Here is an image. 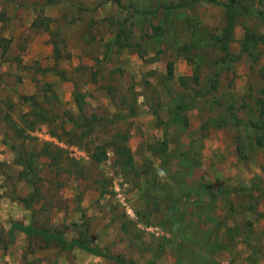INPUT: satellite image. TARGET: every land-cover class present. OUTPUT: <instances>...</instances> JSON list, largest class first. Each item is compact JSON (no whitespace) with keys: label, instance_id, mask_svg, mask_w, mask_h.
I'll use <instances>...</instances> for the list:
<instances>
[{"label":"rangeland","instance_id":"rangeland-1","mask_svg":"<svg viewBox=\"0 0 264 264\" xmlns=\"http://www.w3.org/2000/svg\"><path fill=\"white\" fill-rule=\"evenodd\" d=\"M179 1L0 0V264H264V0Z\"/></svg>","mask_w":264,"mask_h":264},{"label":"trees","instance_id":"trees-1","mask_svg":"<svg viewBox=\"0 0 264 264\" xmlns=\"http://www.w3.org/2000/svg\"><path fill=\"white\" fill-rule=\"evenodd\" d=\"M197 0H180L178 3L168 6H161L159 8L165 9V10H172V9H181V8H187L191 6L192 4H195ZM156 11V9H155ZM167 71L169 75H172L173 69H172V63L169 62L167 64ZM120 118H124V116H121ZM55 135V133H52ZM23 136V133H21ZM56 136V135H55ZM115 151H121L124 154H129V149L122 146L119 149H116ZM48 152L44 151L43 155L47 156ZM42 155V156H43ZM41 157V156H39ZM53 158V157H52ZM93 158H95L96 162H102L106 159V152L105 150L96 151L94 153ZM31 159V157H30ZM33 161L36 160L35 156L32 157ZM29 161L26 164H24V169L22 173H20V176L23 179H26L29 184H34L33 180H35L38 173V165L37 163H34L33 161ZM29 160V159H28ZM14 231H21L24 234L30 236V235H41L47 242L55 241L57 245L62 250H71L74 248L81 249L91 255L103 257L105 259H111L115 261L117 264H129L126 263L121 257L119 256H111L107 254V252L97 246H89L88 243L85 240H74L72 242H68L65 240L64 236L60 232H49L47 230L43 229H34L31 225H29L27 228L23 227L20 223H11L10 229H9V235H12Z\"/></svg>","mask_w":264,"mask_h":264},{"label":"crops","instance_id":"crops-1","mask_svg":"<svg viewBox=\"0 0 264 264\" xmlns=\"http://www.w3.org/2000/svg\"><path fill=\"white\" fill-rule=\"evenodd\" d=\"M50 138H52V137H50ZM55 140L57 141L58 139L55 137ZM60 142V141H59ZM59 144H61V145H63V143L62 142H60ZM64 146V145H63ZM13 223H20V222H13ZM20 224H22L23 225V227H25V228H27L29 225H27V224H23V223H20ZM9 229H10V227H9ZM9 229H8V232H9ZM34 229H36V228H34ZM37 229H40V228H37ZM15 232V231H14ZM18 233H19V235L20 236H27L26 234H24L23 232H21V231H17Z\"/></svg>","mask_w":264,"mask_h":264}]
</instances>
